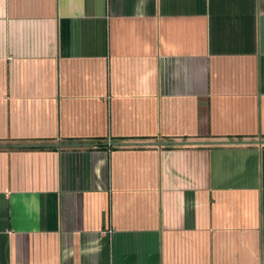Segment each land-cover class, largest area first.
<instances>
[{
  "label": "crops",
  "instance_id": "0c3cea01",
  "mask_svg": "<svg viewBox=\"0 0 264 264\" xmlns=\"http://www.w3.org/2000/svg\"><path fill=\"white\" fill-rule=\"evenodd\" d=\"M263 191L264 0H0V264H264Z\"/></svg>",
  "mask_w": 264,
  "mask_h": 264
},
{
  "label": "trees",
  "instance_id": "16d2710c",
  "mask_svg": "<svg viewBox=\"0 0 264 264\" xmlns=\"http://www.w3.org/2000/svg\"><path fill=\"white\" fill-rule=\"evenodd\" d=\"M73 140H69V142H72ZM92 142V146L94 148H97V149H109V150H112V149H116L118 148L116 145L114 144H111V145H108L104 142V139H94ZM43 148V147H41ZM52 149H54L52 147ZM263 197H264V191H263Z\"/></svg>",
  "mask_w": 264,
  "mask_h": 264
},
{
  "label": "water",
  "instance_id": "95a60500",
  "mask_svg": "<svg viewBox=\"0 0 264 264\" xmlns=\"http://www.w3.org/2000/svg\"><path fill=\"white\" fill-rule=\"evenodd\" d=\"M241 143H243V142H241ZM254 143H258V144H261V143H263L262 141H256V142H254ZM157 145H164V144H167V143H156ZM169 144V143H168ZM172 144H175V143H172Z\"/></svg>",
  "mask_w": 264,
  "mask_h": 264
}]
</instances>
